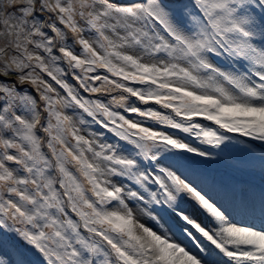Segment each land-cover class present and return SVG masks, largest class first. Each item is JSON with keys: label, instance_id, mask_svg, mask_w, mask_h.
<instances>
[{"label": "snow or ice", "instance_id": "6c2138e0", "mask_svg": "<svg viewBox=\"0 0 264 264\" xmlns=\"http://www.w3.org/2000/svg\"><path fill=\"white\" fill-rule=\"evenodd\" d=\"M245 138L264 0H0V264H264V187L206 167Z\"/></svg>", "mask_w": 264, "mask_h": 264}, {"label": "rangeland", "instance_id": "374dc122", "mask_svg": "<svg viewBox=\"0 0 264 264\" xmlns=\"http://www.w3.org/2000/svg\"><path fill=\"white\" fill-rule=\"evenodd\" d=\"M62 66H63V65H62ZM97 71H98V74H104V72H99V69H98ZM49 79H50V78H49ZM53 83H54V82H53ZM96 84L98 85L99 82H96ZM22 88L25 89V90H27V91H29V92L32 91L31 87L28 86V85H24V86H22ZM105 94L107 95V93H105ZM117 94H118L117 92H113V93L109 94L108 97H105V96H103V95H101V94H99V93H97V94H87V96H88V98H90V99H97V98H99V99H103L105 102H107V100L111 98V95H117ZM132 100H133V102L137 103V106L140 105V103H139L138 101H135L134 98H132ZM139 107H140V106H139ZM66 111H67V110H66ZM120 111H121V109H120ZM70 114H71V113H70ZM131 118L136 119L135 117H131ZM93 128H94V126H93ZM246 154L254 155V152H251V153H250V152L246 151ZM223 158L225 159V157H223ZM256 166H259L258 162H256ZM243 167H245V165H243L242 168H243Z\"/></svg>", "mask_w": 264, "mask_h": 264}]
</instances>
